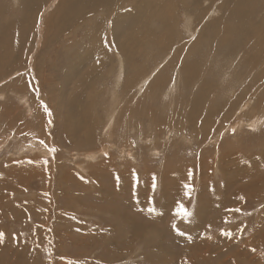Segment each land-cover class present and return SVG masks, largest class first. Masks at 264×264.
Returning a JSON list of instances; mask_svg holds the SVG:
<instances>
[{
  "label": "rangeland",
  "instance_id": "374dc122",
  "mask_svg": "<svg viewBox=\"0 0 264 264\" xmlns=\"http://www.w3.org/2000/svg\"><path fill=\"white\" fill-rule=\"evenodd\" d=\"M7 1L16 12L19 0ZM47 1L48 3L37 11L39 14L34 15L36 19H42L43 15L54 11L57 0ZM226 1L216 0L205 15V20L196 21L193 14L210 3L209 0H200L199 7L192 14L194 22L191 26L192 30H195L191 36L194 38L200 32L199 36L191 40L192 37H188V33H185L186 30L182 29V24L179 23L181 35L173 45L170 55L179 50L178 45L181 47L187 43L189 48L194 45L201 46L206 41L204 25L218 21V27L221 29L224 23L219 21L223 16L220 6ZM240 1L242 0H236L237 3ZM3 2L5 1L0 0V5ZM125 3L127 6L133 3L132 8L135 6L134 0H127ZM234 3L235 0H229L230 5ZM262 5L264 0L261 4L258 3V12L256 11L252 20L254 23L264 18ZM159 6H163V0ZM120 7L123 8V4H120ZM217 11L220 12L219 15ZM178 13L180 14L179 11ZM2 15L1 18L6 20L8 13L4 12ZM179 17L182 21L184 14ZM110 23L111 20L108 21V24ZM89 24L92 28L93 21ZM12 30L17 33L18 27ZM7 31L8 26L5 25L4 36ZM82 32L83 30L78 29L70 35L64 34L58 43L50 48L40 44L42 39L40 40V35H36L23 46L26 54L22 69L16 56L6 63H0V185H10L13 181V184L17 185L12 191L4 186L0 187V232L4 233L0 242V264H264V104L259 101L264 100V73L259 74V71L264 70V61L256 60V66L250 75L253 81L250 88L242 86L248 81L247 76L237 77L241 69L240 62L243 60L239 58L244 57L243 53L239 52L233 61L234 65L228 69V75L222 74L224 79L215 80L218 92L224 88L227 91H221L220 95L215 97L211 96L209 101L213 102L218 98L222 102L227 97V101L222 103L220 110L216 112L215 121L210 122L215 124L213 129H221L216 135L212 129L211 134L201 139L202 134H197V131L201 130V121L195 130H191L193 134L189 131L188 106L192 104V99L187 107L185 101L189 100L188 96L193 94V91L180 77L175 79L172 74V87L167 74L163 75L165 81L161 80L160 71L168 64L166 61L170 60L169 56L161 58L159 67L152 69L154 76L145 77V83L138 89L137 84L143 79L142 74L135 66L129 65L132 61L127 58L124 82L122 80L117 83L114 74L108 72L112 67L110 59L112 56L117 57L118 51L114 50L113 40L108 36V45L113 48L107 61V66L110 67L99 72L100 80L96 78L93 85L87 88L83 100L81 98V103L83 101L89 111L100 120L94 145L83 149L77 143L79 136L69 135V119L76 121L79 117L73 116L70 109L74 106L70 102L78 85L80 71L90 68L93 71V61L89 64L80 63L75 75L63 65L64 61L55 65V70L52 68L50 71L52 62L45 60L41 70L37 69V74L31 66L33 60L37 61L45 54V58L53 60L50 51L59 50L63 54L71 51L82 52L81 44L72 46L76 40H85L86 45ZM216 36L217 34H214L212 39ZM131 43L126 41L123 49L133 50L129 56L137 57L142 44L134 43L130 49ZM203 67H206L205 62ZM112 70L114 71L115 67H112ZM158 82L161 87L156 90L158 92L149 90ZM197 86L196 82L193 89H197ZM212 93L215 94L211 92V95ZM249 98H254L253 103L250 102V105L241 108L243 104L248 103ZM143 104L142 110L152 107L161 118L160 128L155 129L147 120L145 124L134 122L136 117H140V106ZM45 105L51 112L50 116L44 111ZM115 113L116 125L110 135L109 124L113 119L111 115ZM174 114H178L176 120L171 118ZM201 117L205 119L204 115ZM237 120L244 121L243 126H237L240 130L235 127L227 133L230 124L237 123ZM41 140L45 142L43 145ZM153 142L156 143V148L153 147ZM117 145L126 147V151L132 149L135 157L129 154L130 151L124 152ZM99 146L111 148L108 153L97 151L95 154H87L89 151H96ZM52 148H55V152L50 150ZM203 152L205 157H202ZM231 152L242 153L241 161L257 158L255 164H246V168L251 170L248 174L234 172L241 176L240 180H237L232 172L231 180H235L232 187L236 186L233 191L237 193L234 199L231 193L225 195L217 191L222 175H225L223 158ZM99 161L110 162L118 174L119 187L116 192H102L99 188L101 180L89 179L92 168ZM171 161L188 168V183L192 185L191 195H185L181 200L191 215L177 217L175 225L179 229L176 230L179 236L170 233L169 216L176 206L172 199L166 198L167 188L164 183L165 171ZM205 161L208 172H204L202 166ZM148 163L153 169L144 172ZM7 166L13 168L7 171ZM127 169L131 170L129 176L125 175ZM238 169L237 166L236 170ZM203 175L208 183L206 188L213 187L214 195L213 191L204 192L206 189L201 183ZM247 181L252 184L248 195L246 190L242 189L247 184L238 185ZM153 182L156 185L155 190L152 189ZM203 192L206 197L213 195V200L216 201L213 204L214 210H202L201 206L207 203L205 196L201 197L203 204L200 200V193ZM220 194L222 200L227 196V209L239 208L241 211L226 210L222 215L217 214V196ZM149 195L152 196L153 202L150 208L147 202ZM134 198L135 202L132 201ZM121 199L123 200L120 202Z\"/></svg>",
  "mask_w": 264,
  "mask_h": 264
},
{
  "label": "bare ground",
  "instance_id": "6f19581e",
  "mask_svg": "<svg viewBox=\"0 0 264 264\" xmlns=\"http://www.w3.org/2000/svg\"><path fill=\"white\" fill-rule=\"evenodd\" d=\"M4 1L5 2H3L0 5V63H2L3 61H5L6 63L7 61L12 60L11 57L16 56V58L20 62V66H21L20 68L22 69L23 66L22 61H24V54H26L24 53V47L26 46L25 45L26 41H28L29 39L34 38L36 35L37 36L40 35V40L42 39L40 44L41 43L44 44L45 48H50L52 47V45L58 43L62 35L64 34L70 35V33L72 32L74 33L75 30L78 29L83 30L82 38L86 39L87 42L86 45H85V40H76L75 43H73L72 45V46H76V44H81V46H83L82 52L71 51L67 54H63L59 50L55 52L50 51L51 56L54 57L53 60L45 58V56L47 55L45 54L44 57L39 58V60L37 61L32 59L33 62L31 65L32 69L37 74V69L39 68L41 70V65L45 60H48V62H52L49 67L50 71L52 70V68L53 70H55L54 68L55 65H57L61 61H64L63 65L66 68L71 69L75 75L79 69L78 65H80V63L89 64L90 61H93V65H92V67H94L93 71L91 70V68H90L91 72L89 69H82L80 71L79 81L77 83L78 85L75 93L73 94V98L71 99L70 102V104L74 106L70 109L73 116L79 115V117L76 121H72L71 118L69 119L68 121V130L70 131L69 135H76V136L78 135L79 139L77 143L80 147H83V149L86 148L87 146L94 145V139L96 138L98 133L97 128L99 126L100 120L97 117H95V114L89 111L88 107L83 104V101L81 103V98L85 97L87 88H90L93 85V82L95 81L96 78L100 80V76L98 75L99 72L103 69L106 70L110 67L107 66V61L109 60L110 53L112 52L113 48L111 49V46L108 45V42L106 40L108 36L111 37V39L113 40L112 43L114 45V50L116 49V51H118V56L117 57L112 56V58L110 59L111 66L115 67V70L113 71L112 67H110V70L108 72L109 74L110 72L114 74L115 81L117 83H121L122 80L124 82V78L126 76L125 63L127 58H129L132 61V64L129 63V65L135 66L138 72L142 74L143 79H141L138 82L137 84V89H138L139 86H142V83H145L144 78L152 75V69L159 67L158 64L159 61H161V58H163L164 56H169L170 60L167 59L166 61L168 64L163 66L162 70L160 71L162 75L161 80L165 81L163 75L167 74V77L169 78V82L171 83L170 87H172L174 85L173 78L180 77L181 80L186 82V84L193 91V94L188 96L189 100L185 101L187 102V105L185 107H187L191 102L190 99H192V104L188 106L189 127H190L189 131L193 134L192 131L196 129L199 121H201L200 124L201 130L197 131V134H202L201 139H203L204 137L206 138L208 134L212 133L211 131L215 124H210V122L215 121L216 112L220 110L222 103L227 101V97H226V99H223L222 102H220L218 98L216 100H213V102L212 101L209 102L211 96L213 97H215L216 95L218 96L220 95L221 91L227 92L225 88L220 92H218L219 88L217 89L218 85L216 84L215 80L223 78L221 77L222 74L228 75L227 74L228 69L234 65L233 61L237 56V53L239 52V53H243L244 57L239 58L240 60L241 58H243V60L240 62L241 69L238 72L237 77L247 76L248 81H246L245 84H242V86L244 88H250L253 83V81L250 78V75H252L251 72L254 71L253 69L257 63L256 60L258 59L264 61V18L256 23L252 21L253 18L255 17V14L258 12L257 11L258 3L261 4L262 0H242L239 3H237L235 0V3L233 5H230L229 0H227L224 4L220 6L222 7L221 12H223V16L220 18L219 21L220 23H224L223 27L219 29L218 21H213L208 25H204L206 41H204L201 46L194 45L192 48H189L186 46L187 43H185L181 47L180 45H178L177 48H179V50L177 52H173L172 55H170V51H173L172 47L173 45H175L178 37H180L181 35V31L178 29L179 23L182 24V29L186 30L185 33H188V37H192L191 35L195 31L192 30L191 28L194 22L193 15L195 16L196 21L205 20L204 18L205 15L210 10V8H212L211 5L216 0H209L210 3L206 5L207 7L200 8L199 11L196 12L195 14H193V12L197 7H199L200 0H192V1L190 0V2L187 0H182V1L163 0V6H159L161 0H134L135 6L133 8L131 7L133 3H129L128 6L126 5L125 2L127 0H57L54 11H52L50 14H47L46 16L43 15L42 19L40 15H39L40 18L38 19H36L34 15L37 13V11L40 10L41 7H44L48 3L47 0H19V7L16 12L8 4L7 0ZM129 1L130 0H128V2ZM120 4H123V8L120 7ZM178 11L180 12V14L182 15L184 14L182 21L180 20L179 17L180 14L178 13ZM4 12L8 13L6 20L1 18L4 15V14L2 15V13ZM217 12L219 15L220 12L219 11ZM38 14L39 13H37V15ZM91 18H92L91 21H93L92 28L91 26H89L90 25L89 23L91 22L90 21ZM110 20L112 21V23L108 24V21ZM127 21L129 22V24H127ZM226 23L229 24L226 25ZM3 24L8 26V31L5 34V36L3 35V29L5 28V25ZM16 27H18L17 33L12 30ZM108 29L110 31H108ZM199 34L198 35L196 34L197 36L194 38L192 37L191 40H195L199 36ZM214 34H217V36L216 38L212 39V36H214ZM219 34H221L220 37L218 36ZM126 41L132 42L130 45V49L133 47L134 43L142 44L141 50L137 57L129 56L133 53V50L128 51V49L126 50L123 49V45ZM109 48L110 50L108 51ZM213 59H216V61H214ZM204 62L206 64V67H203ZM215 62H217L218 64L217 65L213 64ZM263 73L264 70L259 71V74H263ZM39 74H41V72ZM171 74L173 78L171 77ZM196 82L198 83V86L197 89L194 90L193 86ZM159 83L160 82L152 85L149 88V90H153V92H158L156 90L161 88L159 86ZM211 92H215V94L212 93L211 95ZM154 95L156 94L154 93ZM253 99L254 98L247 99L248 103L245 102L247 104H243L242 107L241 106L240 107L243 108L247 105H250V102L253 103L252 102ZM259 101L264 104L263 99H259ZM142 106H140V109L141 108L144 109V104ZM240 107L238 109H240ZM146 108L145 111L141 109L140 117H136L134 119V122H142L143 124H145V121L147 120L148 122L152 123L155 126V129L160 128L162 126L161 118L157 115V113L154 111L152 107H146ZM145 112H147V114ZM116 115H117L116 113L111 115L113 119L109 124L110 135L111 133L114 132L113 126L115 127L116 125V120H114ZM201 115H204L205 119L202 118ZM176 117L178 118V114H174L171 116L173 120H176ZM255 121L256 119L254 120V123ZM236 122L237 123L230 124L227 133H229L231 129H235V127L237 126H241V125L243 126L244 124L243 120H237ZM237 128L239 129V127ZM220 129L221 127H218L217 129H213V132H215L214 134L216 135L220 133ZM224 133L225 132H223V135ZM153 144H154L153 147L156 148L155 147L156 143L153 142ZM104 146H99L97 150L95 149L96 151L94 152L89 151L87 152V154L88 155L90 153L95 154L97 151L108 153L109 148H111V146H109V148ZM118 147L119 149H123L124 152L128 151V150L126 151V147L124 146H118ZM131 150L129 148L130 152L129 151L128 152L134 158L135 154ZM205 156L206 155L203 152L202 157ZM242 159H243L242 153L231 152L225 154L222 161V166L224 167L225 175H222V180L220 181L221 184L217 191H221L225 195L231 193L233 199L235 198L237 193L233 191V188L236 186L232 187V184L235 183V180L233 179L231 180L232 172L233 175L236 176L237 180H240L241 176L235 174L234 172L238 171L248 174L251 170L250 169L248 170L246 168V164L247 163L255 164V162L257 161L256 157L254 158L252 157L248 161H246L245 159L241 161ZM206 163L207 162L205 161L202 165L204 168V172L209 171V168H206L207 166ZM237 166L239 167L238 170H236ZM11 167L7 166L6 167L8 169L7 171H10L13 168ZM145 168L146 169L144 170V172H146V170L148 169L149 170L153 169V167L149 163L145 165ZM92 169L93 171L89 175V179L95 180L96 178L98 180H101L99 184V188L102 189V192L117 191V188L119 187L118 185L119 176L114 171V168L112 167L110 162L99 161V163ZM5 173L6 172H4V174ZM133 173H136V171H133ZM25 174L27 173L25 172ZM129 174H131V170L127 169L125 175L129 176ZM62 175L67 176L64 173H62ZM189 175L190 173L188 168L184 167L183 164L175 161H171L168 164V168L166 169L164 175V183L166 184V188H167L166 198L172 199L174 206H176L177 202H182L181 200L185 196V192L187 191L185 185L189 184L188 183ZM10 177L12 176H9V178ZM4 179L6 180V178ZM12 179H14V177ZM134 179H136V177H134ZM208 180H210V178ZM250 181L252 182V180ZM250 181L249 183L247 181L238 184V185L241 184L243 185V183L247 184L245 185V188H242L246 190L245 193L247 195L250 193L251 190L250 187L252 186ZM13 182L12 184L10 183V185H3V186L6 187V189H10L12 191L15 189V186H17L15 183L13 184ZM201 183L204 184L203 187L206 189L204 190V192L206 191V193L207 192L212 193L213 191V195H214L215 190L213 189V187H211L210 189L206 188L208 183L204 175L202 176ZM82 185L84 186V184ZM142 185H144V182H142ZM111 187L112 190H110ZM137 188L138 185L136 189ZM204 192L203 194L200 193V200H202L201 199L202 196H205ZM5 193L7 192L5 191ZM213 195L210 196L208 195L207 197L205 196L207 200V201L205 200L207 202V203L205 202L206 205L205 204L202 205L203 200L201 201L202 202L201 207L203 211L207 209L210 210V208H213L211 210H214L215 206L213 204L216 201L213 200ZM219 196L221 197L222 195L220 194L217 196V200H218L217 208L219 209L218 212L216 213L222 215V213H224L227 210V208L225 207V202H226L225 200L227 199V196L224 197V199L226 198L225 200H222L223 197L220 198ZM150 197L152 199L151 195L147 197L149 208L151 207V202H152L151 199H149ZM97 198L98 197H96V199ZM122 200L123 199H121L120 202ZM229 200L232 199L229 198ZM132 201L135 202L136 201L135 198L132 199ZM28 202L29 204H31L30 200ZM15 204L16 203H14V205ZM29 204L27 205L30 206ZM20 205H22V203ZM22 207L20 208L22 209ZM175 208L173 209L172 213L169 216L170 233L177 234L179 236V234L176 232V229L172 227L173 224H177V219H178L177 218L178 215H176ZM92 231H94V229ZM126 234L128 233L126 232Z\"/></svg>",
  "mask_w": 264,
  "mask_h": 264
},
{
  "label": "snow or ice",
  "instance_id": "6c2138e0",
  "mask_svg": "<svg viewBox=\"0 0 264 264\" xmlns=\"http://www.w3.org/2000/svg\"><path fill=\"white\" fill-rule=\"evenodd\" d=\"M44 111L50 116L51 115V112L49 111V109L47 108V106L45 105L44 106ZM49 123H51V121H49ZM40 143L43 145L45 142L43 140L40 141ZM51 151L55 152V148H52L50 149ZM137 180H138V177H137ZM153 181H155V177L153 176ZM155 182H153L152 184V189L155 190ZM187 191L185 192V195L186 196H190L191 195V189H192V185L191 184H187L185 185ZM151 199V197L149 198ZM154 209H150V211H152ZM227 211L229 212H232V211H235V212H240L241 209L239 208H236V209H227ZM175 212H176V215L178 216H182V217H188L191 215V213L188 211V209L185 207V205L182 203V202H177L176 204V208H175ZM172 227L174 229H176L177 231H179V229L176 228V225L173 224ZM49 231H51L49 229ZM4 236V233L0 232V242H2V238ZM253 251H255V249H253ZM61 259H65L64 257H61ZM69 264H72V262H69Z\"/></svg>",
  "mask_w": 264,
  "mask_h": 264
}]
</instances>
